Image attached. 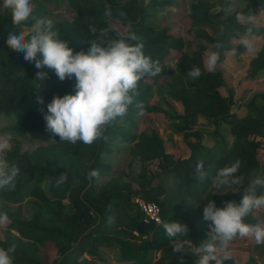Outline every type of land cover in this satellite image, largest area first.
<instances>
[{"label":"trees","instance_id":"16d2710c","mask_svg":"<svg viewBox=\"0 0 264 264\" xmlns=\"http://www.w3.org/2000/svg\"><path fill=\"white\" fill-rule=\"evenodd\" d=\"M205 1L192 0L189 17L193 24H220L219 62L227 54L238 56L245 52L243 45L236 42L249 28L257 38L263 39L247 70L249 77L259 76L264 71V28L238 22L236 14L243 12L226 16L230 0H219L220 11L213 16L209 15ZM33 3V16L37 18H47L51 11L61 8L73 15L71 20L58 21L53 27L77 52H87L93 40L108 42L122 34H133L138 41L131 43H143L145 53L159 61L162 72L139 82L134 103L124 117L106 127L105 139L91 145L62 142L59 136L46 130L39 108L44 107L46 112L54 96L75 94V79L61 81L54 70L36 69L34 63L24 60L22 53L10 49L6 43L8 33L31 28L34 20L15 26L11 13L0 5V122L6 118L11 123L3 130L12 136L7 159L21 169L15 190L0 191V212H7L10 217L5 236L0 235V247L16 246L14 264H86V255L96 258L102 249L119 250L120 259L126 264H195L194 255L173 251L174 241L167 237L163 224L173 220L186 224L189 232L185 239L199 246L208 239L210 231L209 222L203 218L207 201L213 199L219 208L226 201L239 203L245 190L255 195L264 191L252 184L260 169V152L264 151V95L259 94L245 104L244 114L234 112L235 103L223 72L218 67L214 71L206 69L205 48L194 50L185 61L168 64L173 53L184 50L185 41L170 34L168 29L148 22V6L142 0H33ZM247 8H264V0H252ZM106 9L111 10L110 16L105 15ZM115 25L126 30L120 32ZM93 28L95 33L91 31ZM200 37L210 39L208 35ZM193 67L201 69L198 79L187 75ZM38 71L47 72L48 78L36 79ZM160 81L168 84V96L183 108L182 125L175 131L182 135L189 149L186 158H176L167 152L162 136L155 130L150 134L134 133L140 116L162 113L150 104L153 86ZM38 96L44 99L43 106L37 103ZM202 118L213 121L217 130L211 136L219 137L218 145L204 143L207 134L199 129ZM222 125L228 126L232 144L221 136ZM29 134L45 137L50 144L32 152L23 151L21 138ZM121 144H131V155L142 165L138 190L133 191L116 179L98 185L100 178L112 170L106 159L119 152ZM236 159L242 162L237 173L241 180L238 191L212 193V178ZM198 162H204V180L197 177ZM156 163L160 170L151 171L150 167ZM93 170L98 176L89 179ZM162 173L175 175L176 181L169 187L162 181L154 186L153 182ZM65 174V182L57 186L58 177ZM46 181H49L48 190L43 186ZM135 197L161 207V225L144 223V216L134 205ZM27 200L31 212L29 218H23L18 208L11 207H19ZM66 203L70 205L69 211ZM259 221L250 214L245 223ZM49 247L56 249L53 260L43 251ZM152 252L160 254L154 263L149 260ZM225 264L240 263L231 257Z\"/></svg>","mask_w":264,"mask_h":264},{"label":"clouds","instance_id":"9594fccd","mask_svg":"<svg viewBox=\"0 0 264 264\" xmlns=\"http://www.w3.org/2000/svg\"><path fill=\"white\" fill-rule=\"evenodd\" d=\"M4 10L11 13L15 26L33 19L31 31L9 32L7 46L13 51L23 54L26 62L34 63L36 69L48 68L54 70L61 81L75 79V94L63 97L54 96L47 104V111L40 107L39 111L46 122V130L59 136L62 142L76 144L82 142L91 145L97 140L105 139L106 127L118 118L128 113L129 107L139 94L138 84L146 77H156L162 72L158 60L146 54L144 44L133 34H122L119 39L108 42L91 41V46L85 51H76L70 42L61 38L58 29H54L49 18L33 16L35 5L33 0H0ZM228 8L227 12H232ZM106 16L111 10L106 9ZM238 22L252 23L256 17L237 13ZM93 33L96 29H91ZM245 52L253 55L257 51V37L249 28L239 37ZM213 51L206 53L205 66L208 71H214L220 61L222 44L217 41L212 45ZM235 51V50H233ZM42 56L41 58H38ZM191 79L201 75L200 67L187 71ZM48 73L38 71L36 79L45 81ZM37 103L44 105V99L37 97ZM10 148L9 134L0 136V191H13L21 169L15 163H9L7 153ZM242 162L234 160L229 165L217 171L212 178V187L220 190L236 186V192L241 185L237 173ZM197 177L206 178L203 171L204 162L195 166ZM98 176L93 170L89 179ZM66 174L57 179V186L66 180ZM254 186L264 189V177L258 176L252 181ZM264 210V191L255 195L251 190H245L241 201L224 202L223 207H217L214 200L207 201L203 210V218L209 222L208 239L196 246L185 239L188 226L179 221L165 222L163 229L167 237L173 240V251L199 257L196 264H225L231 259L230 245L237 237H251L257 245H264V220L255 224L245 223L253 212ZM10 223L7 212H0V226ZM182 237V239H181ZM16 246L0 247V264H14Z\"/></svg>","mask_w":264,"mask_h":264},{"label":"rangeland","instance_id":"374dc122","mask_svg":"<svg viewBox=\"0 0 264 264\" xmlns=\"http://www.w3.org/2000/svg\"><path fill=\"white\" fill-rule=\"evenodd\" d=\"M192 0H142L145 6H148V22L157 26L158 28H166L170 34L177 38H183L185 41L184 50L180 53H173L168 64L175 65L176 63L187 60L191 53L199 48H205L206 53L213 51L212 45L220 40L222 27L220 24L214 26H204L193 24L190 17V5ZM252 0H230V7L234 10L228 12L227 15H233L235 12H243L245 16L252 15L256 19L252 23L241 21L242 24H247L252 27L264 28V8H256V10L248 9L247 6ZM209 15H215L220 11L219 0H206L204 2ZM53 24L61 20H71L73 15L68 13L66 9L61 8L56 11H51L48 15ZM220 19H223L220 18ZM115 28L122 32L126 28L115 25ZM22 31H31V28H24ZM200 35H208L210 39H204ZM257 51L253 55L246 52L236 56L234 54H227L225 58L218 63V68L223 72L229 90L232 93L235 107L234 112L244 114L245 104H248L255 96L264 95V71L255 78H251L247 74L250 61L256 56L263 45V39L257 38ZM241 44V41L236 42ZM169 86L165 81H160L153 86L152 98L150 104L157 106L162 110V113L154 115L153 117L143 114L136 121V126L133 129L136 135L142 133L150 134L151 131H157L163 138L167 152L176 158H186L189 156V149L183 141L182 135L175 131L177 126H181L182 122L180 116L183 114L182 106L174 99L168 96ZM228 94L227 91H223ZM11 123L9 119L3 118L0 122V136H3L4 128ZM199 129L204 131L207 135L204 138L206 145H218L219 137L211 136L217 129L212 120L202 118L199 123ZM221 136L224 137L229 144H232V137L227 125L220 127ZM10 147L12 143V136L9 135ZM22 150L32 152L40 146L50 144V140L35 134H29L23 138ZM119 152L111 155L106 160L112 165V170L100 178L98 185L101 187L112 180H119L123 185H128V188L135 191L139 189L140 181L139 174L142 171L140 161L131 155V144H121L118 146ZM151 171L158 172L160 169L157 163L150 167ZM264 174V151L260 152V169L256 175L262 176ZM160 181L165 187L171 186L175 181V175L171 173H162L161 178L153 182L157 186ZM44 188L48 190L49 181L44 182ZM236 186L223 188L217 190L211 187L212 193L224 194L228 190H235ZM67 210H70V205L66 203ZM18 208L23 218H29L30 206L28 200L22 205L12 206L11 209ZM1 209V206H0ZM135 209V208H134ZM200 209V207H199ZM136 210V209H135ZM253 217L258 220H264V210L253 212ZM6 226H0V235L5 236ZM231 257L235 258L240 264H264V245H257L251 237H237V239L230 245ZM44 253L51 259L56 257V249L49 247L43 250ZM184 253L189 254L187 251ZM160 257L157 252H152L149 256L151 262H155ZM86 264H126L120 259V251L108 252L101 250L99 256L94 258L88 255ZM179 259V258H178ZM199 257L195 256V264Z\"/></svg>","mask_w":264,"mask_h":264},{"label":"built area","instance_id":"2783aa9c","mask_svg":"<svg viewBox=\"0 0 264 264\" xmlns=\"http://www.w3.org/2000/svg\"><path fill=\"white\" fill-rule=\"evenodd\" d=\"M133 202L136 209L144 216L145 224H162V209L158 204H156L155 202L147 201L140 197H135L133 199Z\"/></svg>","mask_w":264,"mask_h":264}]
</instances>
